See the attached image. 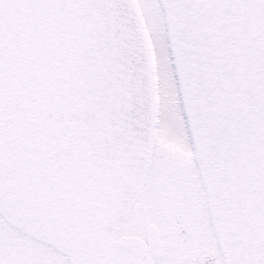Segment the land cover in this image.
Instances as JSON below:
<instances>
[{
	"label": "snow or ice",
	"instance_id": "6c2138e0",
	"mask_svg": "<svg viewBox=\"0 0 264 264\" xmlns=\"http://www.w3.org/2000/svg\"><path fill=\"white\" fill-rule=\"evenodd\" d=\"M0 264H264V0H0Z\"/></svg>",
	"mask_w": 264,
	"mask_h": 264
}]
</instances>
